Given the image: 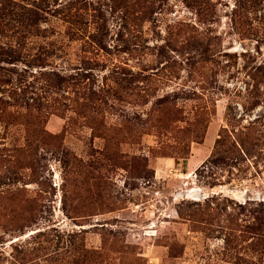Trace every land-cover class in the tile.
<instances>
[{"label": "rangeland", "instance_id": "374dc122", "mask_svg": "<svg viewBox=\"0 0 264 264\" xmlns=\"http://www.w3.org/2000/svg\"><path fill=\"white\" fill-rule=\"evenodd\" d=\"M0 264H264V0H0Z\"/></svg>", "mask_w": 264, "mask_h": 264}, {"label": "water", "instance_id": "95a60500", "mask_svg": "<svg viewBox=\"0 0 264 264\" xmlns=\"http://www.w3.org/2000/svg\"><path fill=\"white\" fill-rule=\"evenodd\" d=\"M194 192H195V191H194ZM193 197H194V198H197V199H200V198H202V195H201V193H200L199 191H197L196 194L193 193Z\"/></svg>", "mask_w": 264, "mask_h": 264}, {"label": "bare ground", "instance_id": "6f19581e", "mask_svg": "<svg viewBox=\"0 0 264 264\" xmlns=\"http://www.w3.org/2000/svg\"><path fill=\"white\" fill-rule=\"evenodd\" d=\"M196 163H197V162H196ZM195 166H196V165H195ZM193 192H194V190H191V191L187 192L186 197H187V198H192L191 196H192Z\"/></svg>", "mask_w": 264, "mask_h": 264}]
</instances>
